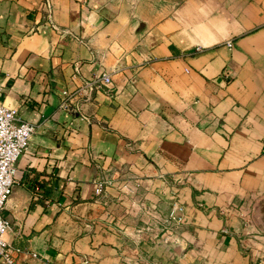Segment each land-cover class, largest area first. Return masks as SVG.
<instances>
[{"label":"crops","instance_id":"crops-1","mask_svg":"<svg viewBox=\"0 0 264 264\" xmlns=\"http://www.w3.org/2000/svg\"><path fill=\"white\" fill-rule=\"evenodd\" d=\"M0 84L18 264H264V0H0Z\"/></svg>","mask_w":264,"mask_h":264},{"label":"built area","instance_id":"built-area-1","mask_svg":"<svg viewBox=\"0 0 264 264\" xmlns=\"http://www.w3.org/2000/svg\"><path fill=\"white\" fill-rule=\"evenodd\" d=\"M230 43V42H228ZM111 75L103 73L98 81L89 80L84 83L75 95L88 96L100 86H110ZM3 87L0 84V263L18 264L16 260L17 249L8 242L4 235L11 227L10 222L3 216V209L12 193L13 186L17 183V162L22 154L28 149L30 141L37 130V125L24 119L17 109L7 106L2 100ZM61 104V107L70 108L69 92ZM74 97V96H73ZM105 181L97 182L94 193L101 194ZM165 230H170L173 225L185 222L184 209L181 205L174 206L167 217L160 218ZM135 260L139 264H151L143 259L141 254L135 251ZM122 261L131 263L122 256Z\"/></svg>","mask_w":264,"mask_h":264},{"label":"water","instance_id":"water-1","mask_svg":"<svg viewBox=\"0 0 264 264\" xmlns=\"http://www.w3.org/2000/svg\"><path fill=\"white\" fill-rule=\"evenodd\" d=\"M15 188H16V184L13 186V188H12V193L10 194V196H9L8 200H9V199H10V197L12 196V194H13V192H14ZM8 200H7V202H8ZM7 202H6V203H7Z\"/></svg>","mask_w":264,"mask_h":264}]
</instances>
